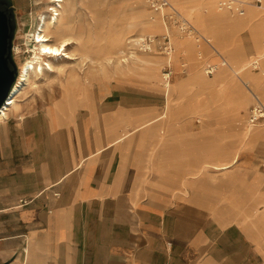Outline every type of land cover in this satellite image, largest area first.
I'll return each mask as SVG.
<instances>
[{
  "label": "crops",
  "instance_id": "obj_1",
  "mask_svg": "<svg viewBox=\"0 0 264 264\" xmlns=\"http://www.w3.org/2000/svg\"><path fill=\"white\" fill-rule=\"evenodd\" d=\"M101 2L87 0L96 17ZM182 5L204 8L198 14L205 16L207 29L249 28L255 70L240 68L245 58L237 46L215 42L202 26L190 24L195 33H205L201 37L221 58L232 47L225 58L229 64H220L213 76L195 68L179 76V65L165 59L169 66L173 62L175 78L164 79L161 71L154 77L158 66L148 51L149 73L137 79L164 92L162 109L157 91L140 98L92 92L98 76L74 67L62 73L60 97L51 106L23 113L18 102L9 110L17 115L0 120V264H262L264 178L254 174L252 202L246 204L231 197L249 196V189L244 194L229 192L230 184L217 189L211 172L230 170L246 144L264 140L263 127L245 136L246 117L229 105L248 102L250 95L264 104V58L259 62L256 56L263 48L264 3L248 2L241 13L221 0ZM153 10L143 19L144 29L165 34L167 9L156 12L162 23ZM233 12L246 13L245 19ZM120 21L127 17H118L110 29ZM192 50L183 45L189 59ZM69 60L62 59L65 67ZM70 68L79 76H69ZM107 75L115 74L103 70ZM203 89L222 122L238 130L240 145L215 146L211 125L193 128V114L210 109L209 103L200 106Z\"/></svg>",
  "mask_w": 264,
  "mask_h": 264
},
{
  "label": "rangeland",
  "instance_id": "obj_2",
  "mask_svg": "<svg viewBox=\"0 0 264 264\" xmlns=\"http://www.w3.org/2000/svg\"><path fill=\"white\" fill-rule=\"evenodd\" d=\"M8 2V5L10 6V16H11V24H12V30L10 35V47H9V60L14 66V70L16 72V76L19 72V65L22 63V61L26 60L27 57L30 55V49L29 46L31 45V40L28 39V36L31 35L33 30L36 27L37 20L39 13L44 10V2H38L39 0H6ZM75 2L76 7L79 9V13L81 15V18L78 19V23L80 25V28L84 31L87 30H93V28L97 27L96 30V40H94L91 44L86 46V49H89L92 54H94L97 58L96 62L89 63L87 62V59L84 61L86 63H82V60L72 59L69 60V62L66 63V67H74L76 68L80 73L82 72V75L84 73L89 74L90 76L97 75L98 81L94 80V84L91 85V91L92 92H118V93H124L128 94L129 96H134V98L139 97L141 95H149L150 93L160 92L162 99H159L160 101V108L162 109L163 103L165 101L164 92L161 89L154 88L151 84L143 83L140 81V79H137L138 77L141 78L145 76V73H149L150 68H141L140 66L134 65V67L127 71V73L123 72L121 74L119 71L116 73L113 72L114 76L107 75L106 77L103 76V70L108 71V69L114 64H108L107 60L104 56H101L100 54V47L104 45V42L97 43V40L102 39L106 36V34H114V36L119 35V37L124 36L126 34H131L132 37L135 39L132 44H129L126 49L125 55L122 57L127 56V61L132 65L134 60V55L131 54V51H134L136 53H142V52H148V51H142L138 48V42L140 39L149 34L151 36L159 37L162 35V32H155L150 33L145 31L144 26L146 25L145 20L143 19H150V16L152 15V8L148 5L147 0H101L100 4V13L98 17H96L97 12H93L90 9V5L87 4V0H72ZM172 8L167 7L165 20L168 25V29H166V33L169 36V40L171 42V51L169 55L170 60L175 61L179 65V76H187L188 73L193 69H197L200 72L207 71L204 69L207 64L209 63H216L215 65L220 66V64L225 58L228 57V54L232 52V47H226L223 51L220 52V54L224 57L221 58L218 53L214 52L208 44L204 41V39L201 37V29H198V31L193 30V27L190 25L192 24L196 28L199 26H202L204 28V32L208 34V36L212 37L215 42L218 43H225L226 45L229 44L231 46H237L239 50H241L242 55L244 56L245 60L244 62H248V59L255 54V50L253 48V43L250 36V29L249 28H243L239 29V24H236L231 26L227 30H223L221 26L217 27L215 30L207 29L206 28V22H205V16H201L198 13H201L204 11L203 9H197V6L195 5H182L183 2L189 3L192 0H169ZM242 1V0H241ZM244 4L246 5L248 2L255 3L260 5L261 3H264V0L262 2H256L252 0H243ZM36 3V4H35ZM245 5H243V8L245 9ZM170 8V9H169ZM166 9V8H165ZM158 10V9H157ZM153 10L154 15L157 16V19L159 23H162V17H158V13ZM233 10V9H229ZM159 11V10H158ZM178 11L180 15H184V18L186 19L187 26L185 29H182L183 27L180 26L182 24L178 20H173L170 16L172 12ZM223 11V10H222ZM245 11V10H244ZM145 12H148V14L143 15ZM232 13V12H228ZM235 13V12H233ZM91 14V15H90ZM246 14V13H245ZM245 14H242V19L245 18ZM94 15V16H93ZM92 16V17H91ZM127 17L126 23H123L122 21L117 23L116 27H112L110 29V26L113 23H116V20L118 17ZM96 17V18H95ZM180 19V16L177 17ZM82 19V20H81ZM161 19V20H160ZM85 20V21H84ZM194 20V22H193ZM156 21V20H155ZM176 21V22H175ZM85 22V23H84ZM163 25V24H162ZM140 31L142 33H140ZM213 32V33H212ZM201 33V34H205ZM156 34V35H154ZM136 36L137 40H136ZM178 39L181 40V43L179 45H176V42ZM260 44L263 46V51L261 53L264 54V35L260 37ZM186 42V43H185ZM190 44V46H193L192 54L195 58L189 59L187 58L185 52H183V45ZM69 51L74 50V46H69ZM131 49V50H130ZM29 50V51H28ZM209 50V51H208ZM259 50V51H258ZM257 50L256 54H258L261 50V47ZM129 53V54H128ZM150 55L153 56V59H155L156 64L158 66V76L161 72H164L163 68L165 62L168 60V56L166 58H162L164 56L158 48H153V53ZM165 57V56H164ZM258 58V57H257ZM115 58L114 60H116ZM120 59V58H119ZM221 59V60H220ZM259 62L260 60H263L258 58ZM62 62V60H60ZM195 61V62H194ZM221 61V62H220ZM227 61V60H226ZM242 62V63H244ZM100 63V64H96ZM213 64V65H214ZM250 64V63H249ZM225 65V64H224ZM241 65V64H240ZM102 66V67H101ZM217 67V68H218ZM260 67L264 68L263 63L260 65ZM171 73L170 78L171 80L175 78V66L173 62L170 64ZM216 68V70H217ZM255 65L251 63L250 67H247L249 70H255ZM214 70L213 72H215ZM96 72V74H94ZM156 72V71H155ZM208 73L209 76H213L214 73ZM132 73V74H131ZM142 73V74H140ZM157 73V72H156ZM154 73V74H156ZM131 74V75H130ZM62 73L58 74L57 72L52 74H47L44 76V78L39 81V87L38 88H29L22 96L19 98V107L22 110V112H31L35 110H41L45 109L52 105V103L56 102L60 97V90H59V79L61 77ZM130 75L129 78H123L119 76H127ZM163 76V73L161 74ZM240 83V82H239ZM250 84V87L253 88L255 91L254 86ZM242 87L243 84L240 83ZM252 85V86H251ZM169 88H171V84L169 85ZM159 90V91H158ZM157 91V92H156ZM199 98L202 104H200L201 108H206V104L209 103V110L207 112L204 111V113L199 114L195 113L192 117L193 119V128L194 129H204L205 126L211 125L214 129V140L213 144L215 146H229L234 145L238 143L236 133L238 130L234 128L227 127L223 122L220 116L221 114H218L215 109V104L212 103V101L208 98V92L207 90L203 89L200 94ZM148 99V98H147ZM253 104V98L250 95V100L245 103L241 104H229L232 105L231 107H237L239 115L246 117L248 119L249 110ZM12 115H17L16 112L13 110L9 112L8 117ZM264 121H260V123H263ZM246 124V122H245ZM263 127L264 124L251 126L248 129H244V135L245 136H251L252 133L257 129ZM200 134V133H199ZM202 139V137L200 138ZM237 141V142H235ZM261 142L255 141V143L246 144L248 145V148H243L242 152H240L237 162L230 168L228 171H218V172H211L213 174L214 178V186L217 189H221L223 187L222 184H230L229 192L231 193H241L244 194L249 189L251 195H242V196H232L233 197H240L245 201L246 204H251L252 202V193L250 188V182L254 178V174L258 175L259 181L264 178V140H260ZM256 146L260 147L259 150H257ZM205 173L201 172L200 174ZM210 174V173H209ZM227 187V186H226ZM225 190H228L225 188ZM258 207H262V204H256ZM255 205V206H256ZM249 206V205H246ZM262 254V264L264 262V250H261Z\"/></svg>",
  "mask_w": 264,
  "mask_h": 264
},
{
  "label": "bare ground",
  "instance_id": "obj_3",
  "mask_svg": "<svg viewBox=\"0 0 264 264\" xmlns=\"http://www.w3.org/2000/svg\"><path fill=\"white\" fill-rule=\"evenodd\" d=\"M41 1H43L45 4L44 10L39 13L36 27L31 35L28 36V39L31 40V45L29 46L31 53L27 59L22 61V63L19 65V72L11 87V90L5 99V102L0 106V120L8 115L10 109L18 106L20 96H22L29 88H38L39 81H41L45 75L55 72L58 74L65 73V65L60 60L64 58H78V60H82L83 64L86 63L85 59H87V62L91 63H94L97 60L96 56L92 54L89 49H86V46L96 40V30L98 28L95 27L93 30L87 31H84L80 28V25L77 21L81 18V15L79 13V9L75 5V2L72 0ZM41 1L39 0L38 2ZM167 7L172 8L173 6L170 3L168 6L160 8L159 10L163 11L165 8L167 9ZM242 11L239 12L241 13ZM235 16L238 17L239 20L245 19H242V16L239 14L237 15L236 12ZM140 33L142 32L140 31ZM147 35L151 36L149 34ZM133 41H135V39L131 34H126L121 37H119V35L114 36V34H106L104 38L97 40V43L104 42V45L100 47V58L104 56L108 64L114 63L108 69V71L105 72L109 73L112 71L116 73L119 71L121 74H123V72L127 73V71L131 70L134 65L140 66L144 69L149 68V60L151 56L147 52L136 53L131 51V54L134 55L132 65L129 63V61H127V56L122 57V55L124 56L126 53L127 46L132 44ZM72 45L74 46V50L72 49V51H69L68 48ZM262 49L263 48H261L260 52L256 54V56L260 59L264 58V54L261 53V51H263ZM169 57L170 56H168V60H170ZM115 58L117 59L114 60ZM222 63L229 64L226 60H224ZM249 63L250 60L248 59V62L242 63L240 68L250 65ZM204 69L206 70V67H204ZM68 71L69 76L72 78L79 76L77 70L74 68H70ZM157 76L158 73L154 74V77ZM163 83L165 87L169 88L170 84L167 80L163 81ZM261 124H264V122L251 124L247 120L244 128L248 129L251 126ZM225 167H227V165Z\"/></svg>",
  "mask_w": 264,
  "mask_h": 264
},
{
  "label": "built area",
  "instance_id": "obj_4",
  "mask_svg": "<svg viewBox=\"0 0 264 264\" xmlns=\"http://www.w3.org/2000/svg\"><path fill=\"white\" fill-rule=\"evenodd\" d=\"M254 1L261 2V0H254ZM147 3L150 7L157 8V9L166 7L170 4L169 0H147ZM221 5L227 9L236 8L238 11H242L244 1L243 0L242 1L241 0H221ZM170 15H171L170 17L173 20H178L179 22H181L182 24H180V26L183 27L182 29H185V27L187 26L186 24L187 21L182 15H180L178 11L172 12ZM179 16H180V19L177 18ZM138 43H139L138 48L142 51H152L153 48L156 47L159 49V51L164 56H169L170 51H171V42L169 40V36L167 33L162 34L159 37L148 36V35L143 36ZM252 64L256 66L257 60H253ZM217 67L218 65L207 64L206 71L207 73H212L214 70H216ZM163 70H164L163 78L168 79L171 73V68L168 63H167V66ZM247 120L251 124L260 123V121L262 120L264 121V104L260 100L256 99L253 102L249 110Z\"/></svg>",
  "mask_w": 264,
  "mask_h": 264
},
{
  "label": "water",
  "instance_id": "obj_5",
  "mask_svg": "<svg viewBox=\"0 0 264 264\" xmlns=\"http://www.w3.org/2000/svg\"><path fill=\"white\" fill-rule=\"evenodd\" d=\"M11 17L0 8V106L5 102L16 79V72L9 66Z\"/></svg>",
  "mask_w": 264,
  "mask_h": 264
},
{
  "label": "flooded vegetation",
  "instance_id": "obj_6",
  "mask_svg": "<svg viewBox=\"0 0 264 264\" xmlns=\"http://www.w3.org/2000/svg\"><path fill=\"white\" fill-rule=\"evenodd\" d=\"M0 8H1V9H5L6 12H7L9 15H11V14H10V6L8 5V3H7L6 0H0ZM10 17H11V16H10ZM9 66H10L12 69H14V66H13V64L10 62V60H9Z\"/></svg>",
  "mask_w": 264,
  "mask_h": 264
}]
</instances>
